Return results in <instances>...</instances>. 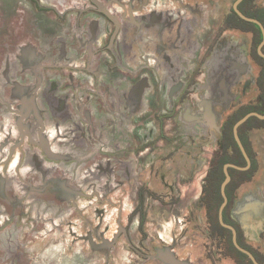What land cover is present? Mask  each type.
Returning a JSON list of instances; mask_svg holds the SVG:
<instances>
[{"label":"flooded vegetation","instance_id":"1","mask_svg":"<svg viewBox=\"0 0 264 264\" xmlns=\"http://www.w3.org/2000/svg\"><path fill=\"white\" fill-rule=\"evenodd\" d=\"M13 2L27 26L0 24V100L29 108L19 146L83 164L65 177L83 239L127 242L132 264H264V0H233L219 24L216 0ZM87 195L117 207L108 232Z\"/></svg>","mask_w":264,"mask_h":264},{"label":"rangeland","instance_id":"2","mask_svg":"<svg viewBox=\"0 0 264 264\" xmlns=\"http://www.w3.org/2000/svg\"><path fill=\"white\" fill-rule=\"evenodd\" d=\"M232 1L216 0L218 24L221 22L220 16L224 12L227 13ZM15 3L13 0H0V24H5L7 29L12 31H19L27 26V21H21L23 17L21 12L16 10ZM4 19H7V23ZM158 31L164 32L161 28ZM28 37L26 35L22 39V44L29 40ZM155 40L159 44L158 52L162 53L167 64L179 66V60H175L170 54L174 49L169 39L158 34L152 41ZM177 47L176 45L175 49ZM131 58L132 56L127 57L125 62L132 69ZM180 58L189 60L187 56ZM103 74L105 77L110 76L106 70ZM117 76L119 78L118 74ZM3 88L6 89L7 85L0 83V90L5 92ZM163 89L167 90L166 83ZM155 90L157 94L162 93L158 87ZM17 100L14 99L12 103L13 110L8 109L0 100V264H132V247L127 242L120 240L109 252L111 239L101 238L102 243H88L83 239V229L80 225L82 219L74 216L68 204L71 195L81 193L82 190L66 187L65 180L67 175L78 178L83 164L47 162L40 147L30 146L26 142L19 146L20 134L22 136L27 127L31 130V124L25 121L21 127L16 125L18 116H25L29 109L25 103L16 107L19 103ZM21 155L22 160L19 163ZM123 166L127 168L128 163ZM94 167L91 165V172ZM96 182V179H89L83 186V191L91 193L90 185ZM115 195L119 198L118 193ZM123 200L127 202V206L132 205L128 196ZM79 203L81 207L90 209L89 215L94 218L93 224L96 227L97 214H102L96 209L105 213V221L98 231L103 232L101 229L105 228L104 232H108L110 215H115L117 207L116 211L112 210L106 201L98 202L91 195L80 199ZM126 213L123 211V220ZM106 236L109 235L106 233ZM103 251L109 252L108 259H104ZM138 264H141V261Z\"/></svg>","mask_w":264,"mask_h":264}]
</instances>
